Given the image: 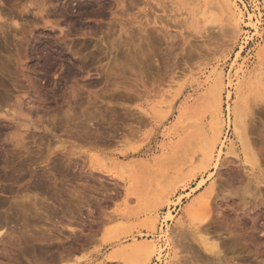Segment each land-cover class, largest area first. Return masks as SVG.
<instances>
[{
	"label": "rangeland",
	"instance_id": "374dc122",
	"mask_svg": "<svg viewBox=\"0 0 264 264\" xmlns=\"http://www.w3.org/2000/svg\"><path fill=\"white\" fill-rule=\"evenodd\" d=\"M131 2L0 0V112L11 118H0V264H127L109 257H130L122 249L152 241L163 264L177 250L178 264H264V69L243 100L230 81L241 46L239 62L258 72L264 0L238 5L260 33L246 23L233 32L226 20L187 24L183 0ZM214 69L226 82L230 125L209 197L210 181L199 185L214 171L203 165L212 116L202 98ZM238 105L248 148L233 130ZM250 148L260 167L245 162ZM162 195L169 203L156 210ZM196 212L208 214L207 237L220 255L200 241Z\"/></svg>",
	"mask_w": 264,
	"mask_h": 264
},
{
	"label": "bare ground",
	"instance_id": "6f19581e",
	"mask_svg": "<svg viewBox=\"0 0 264 264\" xmlns=\"http://www.w3.org/2000/svg\"><path fill=\"white\" fill-rule=\"evenodd\" d=\"M157 1V0H156ZM159 1V0H158ZM182 1V0H181ZM185 1V4L189 5V7H186V11L184 12L186 15V21L184 20V22L187 24L191 23L194 24L195 26L198 25L202 20L203 22L207 23V24H214V23H220L222 22V20H226V22L229 23V25L232 27V31L233 32H237L240 28V26L243 24V23H246V25L252 27V28H255L257 30L258 33L259 32V29H258V26L256 24V21L254 22V20L252 19V17L250 16V14H248V17H247V21L246 19L244 18V12H242V10L239 8V2H242L243 0H183ZM97 2V1H96ZM131 3H134L133 0ZM161 3V1H160ZM184 3V2H183ZM96 4V3H95ZM164 4V3H162ZM91 5L93 4H86L85 5V13H89V10L91 9ZM98 5V4H97ZM214 6V7H212ZM163 8V7H162ZM183 8V6L181 7ZM212 8H216L219 10L218 13H220V15H223V17H219L216 12L214 13L212 10ZM80 9V8H79ZM93 9V8H92ZM95 10V9H94ZM100 10V9H99ZM177 10V9H176ZM81 11V10H80ZM91 11V10H90ZM165 11V10H164ZM183 10H181V13ZM176 13V12H175ZM174 13V14H175ZM183 13V14H184ZM180 14V13H178ZM182 14V15H183ZM252 14V13H251ZM85 15V14H84ZM83 15V16H84ZM90 15V14H88ZM172 15V14H171ZM86 16V15H85ZM174 16V15H173ZM176 16V15H175ZM172 17V16H171ZM178 17V15H177ZM181 17V16H180ZM174 18V17H173ZM223 18V19H222ZM181 19V18H180ZM183 19V18H182ZM170 21V20H169ZM189 22V23H188ZM225 22V21H224ZM225 22V23H226ZM6 23V22H5ZM181 23V22H180ZM223 23V22H222ZM221 23V24H222ZM3 25V23H2ZM1 26V25H0ZM181 26V25H180ZM183 26V25H182ZM209 26V25H208ZM223 26V25H222ZM6 27V26H5ZM3 27V28H5ZM124 27V25L122 26ZM212 27V26H211ZM131 28V27H130ZM225 28V27H224ZM6 29V28H5ZM4 29V31H5ZM124 29V28H123ZM141 29V28H140ZM145 29V28H144ZM223 29V28H222ZM226 29V28H225ZM230 29V30H231ZM131 30V29H130ZM128 31V30H127ZM231 31V32H232ZM142 32H144V30H142ZM146 32V31H145ZM256 32V33H257ZM140 33V32H139ZM124 34V33H123ZM264 34V33H263ZM135 35V34H134ZM138 35V34H137ZM232 35V34H231ZM236 35V34H234ZM261 35V34H259ZM141 36V35H140ZM147 36V35H146ZM120 37V36H119ZM122 37V36H121ZM139 37V36H138ZM142 37V36H141ZM145 36H143L144 38ZM150 37V36H149ZM148 36L146 38H149ZM110 38V37H109ZM140 38V37H139ZM145 38V39H146ZM119 39V38H118ZM122 40V39H121ZM124 40V39H123ZM126 40V39H125ZM137 40V39H136ZM146 40H150V39H146ZM130 41V40H128ZM126 41V42H128ZM151 41V40H150ZM113 43V41H111ZM138 42V41H137ZM109 43V42H108ZM147 43V41H146ZM149 43V41H148ZM120 44V42H119ZM122 44V43H121ZM110 45V43H109ZM112 45V44H111ZM114 45V44H113ZM118 45V44H117ZM130 45V44H128ZM138 45V44H137ZM136 45V46H137ZM150 45V44H149ZM148 45V47H149ZM152 45V44H151ZM150 45V46H151ZM116 46V45H115ZM123 46V45H122ZM127 46V44H126ZM262 46V44H261ZM132 47V46H131ZM145 47V46H144ZM147 47V46H146ZM145 47V48H146ZM127 48V47H126ZM134 48V47H133ZM132 48V49H133ZM119 49V48H118ZM129 50V49H127ZM136 50V49H135ZM142 50V49H141ZM139 50V51H141ZM146 50V49H145ZM138 51V50H137ZM144 51V50H143ZM147 51V50H146ZM244 51V47L241 46L240 47V50L237 52V56L235 57V60L232 64V67L236 68L235 69V72H234V78L233 79H230V81L232 82V80H237V82H235L237 84V86L235 87L236 89V94H237V98L238 100H243V98L245 97L246 95V90L250 87H257V86H260L261 84V78L263 76V66L262 63L264 62V48H262L260 51H259V59H261L260 63H259V69H258V72L256 71V74H255V77H253V73L252 71H249L248 70V67L246 66V60H244L243 62H239L240 60V57L242 56V52ZM132 52V51H131ZM57 53V52H56ZM136 53V52H135ZM148 53V52H147ZM145 53V54H147ZM49 54V53H48ZM131 54V53H130ZM141 54V53H140ZM139 54V55H140ZM144 54V55H145ZM152 54L151 52L148 54L150 55ZM53 55V53H52ZM129 55V53H128ZM134 55V54H133ZM138 55V54H137ZM154 55V54H153ZM152 55V57H153ZM51 56V55H50ZM131 56V55H130ZM129 56V57H130ZM141 56V55H140ZM143 56V55H142ZM141 56V57H142ZM128 57V58H129ZM146 57V56H145ZM134 58V57H132ZM148 58V57H147ZM154 58V57H153ZM152 58V59H153ZM141 59V58H140ZM134 60V59H133ZM137 60V59H136ZM144 60V59H143ZM120 61V60H119ZM135 61V60H134ZM141 61V60H140ZM238 61V65L236 64ZM49 62V61H48ZM51 62V60H50ZM148 62V61H147ZM53 63V62H52ZM51 63V64H52ZM151 63V62H150ZM49 64V66L51 65ZM56 64V63H54ZM117 64V63H115ZM122 64V63H121ZM149 64V63H148ZM264 64V63H263ZM52 66V65H51ZM109 66V65H108ZM118 66V65H116ZM120 66V65H119ZM118 66V68H119ZM53 67H55L53 65ZM71 67V66H70ZM82 67V66H81ZM110 67V66H109ZM114 67V66H113ZM112 68V67H111ZM109 68V69H111ZM54 69V68H53ZM103 69V68H102ZM116 69V68H115ZM114 70V68H113ZM50 71V70H49ZM102 71V70H101ZM100 71V72H101ZM116 71V70H115ZM218 69H214L213 70V74L216 76L214 78V83L210 89V91L204 95V97L202 98V101L203 103H205V105L207 106V108L209 109V111L211 112V116H212V123L210 124L211 126V129L209 130V134H208V137L206 139V142H205V145L202 146V149L203 150V154H204V157H203V165H206L205 168L213 165V168H214V171H212L209 176L207 178H203L200 182H199V185L202 186L203 184H206L209 182V186H207V190L208 192L206 193L207 195L206 196H209V194L212 193V191L214 190L215 188V185H214V182H215V175L217 174V172L219 171V163L221 161V158H222V152H223V149L222 147L219 149L218 146H223L225 142V140H223L224 137V133H225V130H226V126H229L230 124L228 123V125H226L227 123V119L230 120L229 116H223V102H224V98H223V93H224V90H225V85H226V82H225V79H224V76L223 74L221 73V71H219ZM52 72V71H51ZM103 72V71H102ZM107 72V71H106ZM105 72V74L107 75V73ZM145 72V71H144ZM114 73V71H113ZM116 73H119L118 71ZM141 73V72H140ZM110 76V75H109ZM229 78V77H228ZM142 82V80H141ZM229 83V82H227ZM151 87V86H150ZM249 90V89H248ZM173 92V91H172ZM177 94V92H175V94L171 97H174L175 95ZM230 94V93H229ZM208 95H211L209 100L205 99L207 98ZM170 96V95H169ZM229 96V95H228ZM167 97V96H166ZM165 97V98H166ZM230 97V96H229ZM174 99V98H173ZM252 100V99H251ZM167 101V100H166ZM200 100H198V104L200 103L199 102ZM201 101V102H202ZM90 103V102H89ZM19 104V103H18ZM242 104V103H241ZM202 105V104H201ZM243 106V105H242ZM21 107V106H20ZM229 107V106H228ZM14 108V107H13ZM11 108V109H13ZM15 109V108H14ZM196 109V108H195ZM228 109V108H227ZM17 110V109H16ZM12 111V110H11ZM19 111V110H18ZM9 112V111H8ZM246 111L241 107V105L237 106V107H234L233 109V130H234V133L237 135L236 137H238L241 141H244L245 142V148H248L249 147V139H248V134H247V120H245V113ZM4 112H0V118H3L4 119H8V113H6V115L3 114ZM11 113V112H10ZM13 113V112H12ZM15 113V112H14ZM226 114V113H225ZM15 115V114H14ZM23 115V114H22ZM227 115V114H226ZM10 117H13V116H10ZM16 117V116H15ZM184 118V117H183ZM11 119V118H10ZM8 119V120H10ZM14 120V118H12ZM28 120V119H27ZM17 121V120H15ZM246 121V122H245ZM230 122V121H229ZM29 123V122H28ZM28 123L26 122L25 124L24 123H21L20 125L23 127L27 126ZM36 123V122H35ZM19 124V123H18ZM31 123H29L30 125ZM34 124V123H32ZM4 125V124H3ZM36 126V124H34ZM5 126V125H4ZM3 126V127H4ZM2 127V126H1ZM20 127V126H19ZM28 127V126H27ZM21 128V127H20ZM249 133V132H248ZM232 139V138H231ZM230 142V141H229ZM234 141L231 140L230 142V148L229 146L228 147V150L229 149H235L234 148ZM227 150V152H228ZM226 152V153H227ZM236 152V151H234ZM249 153V156L245 159V162H250L252 163L253 165H258L260 167V165L258 164L259 163V158L257 157L256 155V152H254L251 148L249 151H247ZM246 157V156H245ZM2 161V160H1ZM254 175V174H253ZM252 178V177H251ZM1 179V178H0ZM249 184V183H248ZM38 189V187H37ZM206 190V191H207ZM204 193V192H203ZM29 194V193H28ZM38 193H35L33 192V195H30L31 199H28L30 198L29 195H28V198L25 197L26 199L29 200H32V199H35L37 198V195ZM205 194V193H204ZM41 195V194H40ZM39 195V196H40ZM45 196V195H43ZM205 197V196H202V198ZM210 197V196H209ZM208 197H205L204 198V202H205V205L202 206L201 208L204 210V208H206L205 206H208L209 205V201L207 199ZM25 199V200H26ZM45 198H43L44 200ZM169 195H162L159 200H158V203H157V206H155V209L160 206V205H164V204H167L169 203ZM201 199V197H200ZM23 200H24V197H23ZM22 200V201H23ZM46 200V199H45ZM31 202V201H30ZM21 206V204H19ZM18 205V206H19ZM17 206V207H18ZM25 206V205H24ZM16 207V206H15ZM14 207V208H15ZM204 207V208H203ZM208 208V207H207ZM206 208V209H207ZM30 209V208H29ZM40 209V208H39ZM42 209V208H41ZM58 209V208H57ZM200 209V208H199ZM206 209L204 211H206ZM15 210V209H14ZM19 210V208H18ZM47 210V209H45ZM49 210V209H48ZM157 210V209H156ZM155 210V211H156ZM9 211V210H8ZM34 211V210H33ZM72 211V210H71ZM154 211V212H155ZM201 211V210H200ZM209 211V209H208ZM13 212V211H10V213ZM151 213L150 216H148L149 220H148V224L150 226L151 229H154L155 228V225L157 224L156 222L158 221V217H157V214H154ZM199 212V211H198ZM46 214V212H44ZM52 213V212H51ZM27 214V213H26ZM30 214V213H29ZM32 214V212H31ZM30 214V215H31ZM35 214V213H34ZM40 214V213H39ZM68 214V213H67ZM66 214V215H67ZM193 216V219H196L198 221L203 222L202 225L200 224H197L199 226H196L197 227V232H201L202 234L201 235H198L199 238H200V241L206 245L208 251L210 252H214L216 253L217 255H220L221 254V249L219 248V243L216 242V240H211V237H207L209 234L208 233V228L206 227L207 225L204 223V221L208 218V214H202L201 212V215L203 216H197V214L199 213H193L192 215ZM37 215V213H36ZM43 215V213H42ZM63 215V214H62ZM28 216V215H26ZM65 216V215H64ZM169 219L170 220H174L176 218V216L174 215V213H170L169 215ZM9 217V216H8ZM5 218V217H4ZM50 218V216H48V219ZM70 219V218H69ZM147 219V218H146ZM5 220V219H4ZM43 220V218H42ZM53 220V219H52ZM48 221V220H46ZM51 221V220H50ZM30 222V221H29ZM57 222V220H56ZM147 222V221H146ZM206 222V221H205ZM28 223V222H27ZM8 224V223H7ZM25 224V223H24ZM32 224V223H31ZM26 225V224H25ZM39 225V224H38ZM29 226V225H28ZM27 226V227H28ZM26 227V226H25ZM31 228V227H30ZM29 228V229H30ZM21 229V228H20ZM172 233L175 235V231L173 229H171ZM45 232V231H44ZM207 232V233H206ZM26 233V232H25ZM37 233V232H36ZM206 235H205V234ZM170 234V233H169ZM173 235V236H174ZM202 235H205L202 236ZM4 238V237H3ZM6 238V237H5ZM8 238V237H7ZM42 238V237H41ZM35 239V238H34ZM44 239V237H43ZM38 240V239H37ZM4 242V240H3ZM8 242V241H7ZM160 246V245H159ZM160 248H162L160 246ZM206 249V250H207ZM157 250H159L157 252ZM123 252H130L131 255L130 257H126V256H121V255H110L109 257V260H117V259H121V260H125V262H127V264H150L151 263V260L153 257H155L154 255H156L155 253L157 252V254H163V251L159 249L158 247V243H156L155 241H152V242H149V243H142V242H135L133 243L129 248H124L122 249ZM175 253V252H174ZM176 254V257L172 258L171 260H169L168 262L170 264H178V259H181L183 258L184 255H182L180 253V251L177 250V252L175 253ZM158 259L160 260H163L162 256L159 255L158 256ZM164 262V261H163Z\"/></svg>",
	"mask_w": 264,
	"mask_h": 264
},
{
	"label": "built area",
	"instance_id": "2783aa9c",
	"mask_svg": "<svg viewBox=\"0 0 264 264\" xmlns=\"http://www.w3.org/2000/svg\"><path fill=\"white\" fill-rule=\"evenodd\" d=\"M152 264H163V260H160L156 257L155 261Z\"/></svg>",
	"mask_w": 264,
	"mask_h": 264
}]
</instances>
